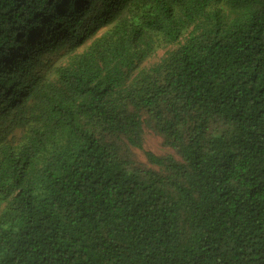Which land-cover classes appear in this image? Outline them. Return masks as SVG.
<instances>
[{"label": "trees", "instance_id": "1", "mask_svg": "<svg viewBox=\"0 0 264 264\" xmlns=\"http://www.w3.org/2000/svg\"><path fill=\"white\" fill-rule=\"evenodd\" d=\"M0 264H264V0H0Z\"/></svg>", "mask_w": 264, "mask_h": 264}, {"label": "rangeland", "instance_id": "2", "mask_svg": "<svg viewBox=\"0 0 264 264\" xmlns=\"http://www.w3.org/2000/svg\"><path fill=\"white\" fill-rule=\"evenodd\" d=\"M175 47L176 45H171V46H168L167 48L160 49L153 57H151L146 62H144L142 66H150L154 64L155 62L160 60L167 53L168 50L174 49ZM143 144H144L143 149L137 148V147L132 148L133 155L139 162H142L149 166L151 165L149 164L147 160V157L145 155V150H149L158 155H163V154L171 152L170 148L163 145L161 136H159L158 134L150 130H146L144 134Z\"/></svg>", "mask_w": 264, "mask_h": 264}]
</instances>
